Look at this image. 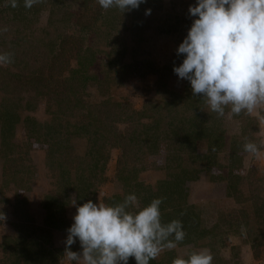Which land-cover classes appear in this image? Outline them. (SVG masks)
<instances>
[{"label": "rangeland", "instance_id": "1", "mask_svg": "<svg viewBox=\"0 0 264 264\" xmlns=\"http://www.w3.org/2000/svg\"><path fill=\"white\" fill-rule=\"evenodd\" d=\"M194 3L147 0L122 13L97 0H40L30 9L0 0V28H7L0 52L12 57L0 66V263L6 256L76 264L64 256L73 200L115 205L134 193L140 208L162 198V223L188 217L193 228L150 264L200 249L211 264H264V148L259 158L243 150L246 141H264V108L239 115L226 108L219 117L174 73ZM38 46L30 52L37 61L21 56ZM37 69L52 75L51 89L65 85L61 97L29 88ZM102 102L107 115L99 113ZM89 120L98 128L86 127ZM131 123L143 146H133L121 168L113 134ZM192 127L196 135L188 136ZM95 130L103 150L93 156ZM70 247L81 251L78 240Z\"/></svg>", "mask_w": 264, "mask_h": 264}, {"label": "clouds", "instance_id": "2", "mask_svg": "<svg viewBox=\"0 0 264 264\" xmlns=\"http://www.w3.org/2000/svg\"><path fill=\"white\" fill-rule=\"evenodd\" d=\"M17 7L18 0H7ZM147 0H97L104 10L122 13L138 9ZM40 0H23L26 9ZM151 9L145 10L149 15ZM193 17L187 35L176 53L182 63L174 66L178 78L190 82L193 96H200L219 117L230 113L253 114L264 108V0H195L189 5ZM7 28H0V33ZM12 62L10 53L0 52V66ZM264 141H246L243 150L257 158ZM162 198L140 208L132 193L115 205L92 200L72 205L76 212L66 230L65 257L76 264H150L165 249L172 250L184 240L182 222L162 223ZM3 219L5 215L3 214ZM79 241L81 251L71 245ZM207 249L177 257L172 264H211Z\"/></svg>", "mask_w": 264, "mask_h": 264}, {"label": "trees", "instance_id": "3", "mask_svg": "<svg viewBox=\"0 0 264 264\" xmlns=\"http://www.w3.org/2000/svg\"><path fill=\"white\" fill-rule=\"evenodd\" d=\"M53 20H55V19L53 18ZM37 50H39V46L36 47V48H33V49L32 48L31 49L27 48V49H25V52L21 56L28 57L29 59H33L34 61H37V59H40L39 58V55L33 54L35 57H32L33 55L30 54V52H33L34 53ZM39 52H40V50H39ZM45 54H46V52L43 53V55H42L43 57L41 59L42 63L40 65V67H42V68L46 66L44 60H46L47 57H46ZM47 68H49V71L52 70V68H50V66L47 67ZM38 69H37V71H34L35 72L34 73V76L30 78V82H32L33 84H30L29 88H36V89H39L40 88V90H42L43 93L47 94L51 98L54 97V96H52V92H54L56 94V97L57 98L61 97V94L63 93V91L65 89V85L63 87L64 89H61L60 85H57L56 87H54L53 89H51L52 87L49 85V80L52 78V75H49V77H46L45 76L46 74L44 73L45 71H39ZM68 79H65L64 81H61L62 84L63 83H68L71 78H68ZM58 89H61V90H58ZM47 90H48V93H47ZM100 104H101V109L99 108L100 109L99 110V113L104 114V115H107V107H106V104L104 102H102ZM6 113L7 114H5V116H6L5 118H7V116H9L10 114L12 115V112L11 111H6ZM135 113H138V112L135 111ZM84 119L85 118L79 119V121H77V123L75 124V126L77 124L79 125V124L83 123L84 122ZM92 124L93 123H91V121L89 120L88 123H86V125H87L86 127H90L91 130H94L93 129L94 127L95 128H98V126H94ZM82 125H84V124H82ZM27 127L30 128L28 124H27ZM136 129H137V127L135 126V124L131 123V125H130L128 131H127V133H125V134H122L120 132H117L116 133L114 131L113 136H114L115 144H118L123 149V153H122V155H121V157L119 159V166L121 168L125 167V165L127 163V160L124 157L126 155H130V153H132L133 146L140 145L144 141V138L141 139L140 137L137 136L138 133H137ZM192 129H190V128L188 130L185 129V131H187V133H188V136H191L192 134L196 135V131L194 132V128L193 127H192ZM203 129H205V127H202L200 129H198L197 132L202 131ZM93 134H94L95 137H94V141L92 142V150H90L88 152L90 153V155H93L94 156V154H97V153L101 152V150H103V145H102V147L101 146L100 147L97 146L98 145L97 144V141L98 140H97V137H96V134H97L96 133V130L93 132ZM148 135L149 134H147V137H146L147 140H150L152 142L154 140L153 135L151 136V138H149ZM89 140L90 139H88V141ZM140 146H143V145H140ZM105 149H107V148L105 147ZM81 157H86V153H83V155H78V159L79 160L81 159ZM106 158H107V156H106ZM82 163H84V161ZM79 198H81L80 195H79ZM114 198L115 199H119V196H115ZM45 206H46V204H45ZM161 217H167V215H161ZM187 218L188 217H185V218L184 217H182V218H179L178 217L177 218V220H179V221L182 222L183 231L186 230L185 231L186 232V236H187V234H189V232L193 231L192 230L193 228H189V222H188ZM172 220H176V219H171V221ZM184 240H186V239H184ZM42 255H43L42 256L43 257L42 259L45 262V260H46L45 258L47 257V255H45V253H42ZM25 256H26V254H25ZM38 259H40L39 258V255H38ZM25 260L26 261H29V256H27ZM54 261H52L51 264H54ZM0 264H18V263L14 262V261H10V259L8 257L4 256L3 259L1 260V263ZM156 264H158V263H156Z\"/></svg>", "mask_w": 264, "mask_h": 264}]
</instances>
